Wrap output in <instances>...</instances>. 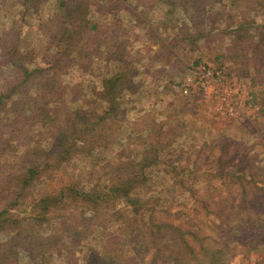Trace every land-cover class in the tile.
<instances>
[{"label": "rangeland", "instance_id": "374dc122", "mask_svg": "<svg viewBox=\"0 0 264 264\" xmlns=\"http://www.w3.org/2000/svg\"><path fill=\"white\" fill-rule=\"evenodd\" d=\"M91 1L88 18L101 27L94 39H99L93 48L98 49L73 61L77 42L66 51L71 64L63 66L58 49L64 45L57 39L54 16L58 0L34 4L31 0H0V34L9 30L18 12L24 13L21 63L42 71L53 65L46 73L61 85L53 92L52 110L60 124L76 109L95 115L103 108L104 101L96 94L102 79L119 69L127 70L130 78L120 94L123 114L108 126L116 135L104 138L95 150L86 145L79 155L73 153L53 177L87 188L126 174L121 161L137 163L147 153L150 158L158 155L159 161L147 167L145 175L139 174L142 182L135 187L136 194L155 205L154 221L193 222L202 227L199 233L207 240L212 236L216 242L222 240L215 246L226 252L219 264H264V229L259 232L257 228L264 223V56L232 45L234 28L264 25V0H199L198 15L192 6L189 12L183 8L186 0ZM116 53L121 58L114 57ZM4 63L0 57L1 82L13 83L14 69ZM197 65L219 70L224 76L215 84H195L185 91L187 78L197 79L193 72ZM28 86L31 92L39 87ZM26 118V112L18 109L4 114L3 120L13 123ZM15 134L21 142L10 143L18 156L27 152L30 139L49 141L40 127L27 130L23 123L17 125ZM222 168L227 169L225 174ZM45 174L21 198L20 216L35 214L33 206L49 186L51 176ZM254 187L261 188L260 199L255 198ZM251 202L263 206L257 210L259 215L254 214ZM117 205L124 206V200L118 199ZM56 207L45 230L34 223L23 226V230L33 227V232L44 236L53 234L55 249L46 250L44 256L21 257L19 264H89L86 254L90 250H96L92 260L97 263L111 227L88 218L76 230L80 224L75 219L83 215L82 208L70 196ZM199 248L195 246L196 251ZM132 252L139 253L136 248ZM167 261L172 264L170 257Z\"/></svg>", "mask_w": 264, "mask_h": 264}, {"label": "trees", "instance_id": "16d2710c", "mask_svg": "<svg viewBox=\"0 0 264 264\" xmlns=\"http://www.w3.org/2000/svg\"><path fill=\"white\" fill-rule=\"evenodd\" d=\"M35 1L42 0H31L32 4ZM122 1L119 0L123 4ZM197 2L199 0H186L183 8L189 12L192 6L193 13L198 15L201 12L199 6L202 4L197 5ZM91 4V0L68 2L58 0L54 16L58 24L57 39L65 47L62 50L58 49V60L63 66L71 64L66 57V51L77 42L80 45L78 52L71 55L73 61L82 59L98 49H93L98 46L99 41L98 38H96L97 42L94 39L96 33L101 31V27L88 18ZM23 22L24 13L18 12L16 18L11 21L9 30L5 28V33L0 34V57L4 60V64H9L14 69L12 76L14 84L10 82L11 80L3 84L0 77V264H19L21 257L44 256L46 250L55 249L53 234L44 236L43 233L33 232V227L23 230V226L25 223H34L41 225V229L48 228L47 221L54 214L50 212L67 196L72 197L82 208L80 214L84 215L88 212L87 216L81 215L80 218L75 219V222L78 221L81 225L75 227L76 230L85 226L84 221L88 218L92 222L96 220L105 228L110 226L112 229L105 238L97 263L92 260L97 254L96 250L93 253L90 250L86 254L89 264H159V262L171 264L167 261L168 257L171 258L172 264L186 262L219 264L226 252L224 248L215 246L222 240L218 238L219 241L216 242L214 236L212 240L211 238L207 240V237L199 233L202 227L195 226L193 222L178 224L173 220L165 222L158 218L155 222V205H150L143 194L135 193L136 184L141 183L143 178L138 177L139 174L145 175V169L158 162L160 156L150 158V154L147 153L145 158L142 157L137 163L121 161L123 172L126 174L121 173L110 182L101 185L95 183L87 188L85 185L79 187L66 178L62 181L53 177L57 167L69 161L73 153L79 155L86 145L90 150H95L101 146L104 138L116 135L108 126L113 125L119 118L118 115L122 113L119 109L120 94L130 78L127 70L119 69L108 78L102 79L96 94L104 101L103 108L95 115L76 109L74 114L60 124L55 120L56 118H53L52 110L55 108L53 92L61 89V85L55 76L46 73L53 68V65L44 66L42 71L39 66L29 67L21 63L22 50H25L22 49L25 47L21 39L25 33ZM239 27L240 29L233 30L232 45L238 49L248 50L254 55L261 52L264 56V34L260 32L264 31L262 30L264 25L253 27L243 24ZM252 27L255 31H252ZM114 57L121 58L117 53ZM3 81L6 80L3 78ZM29 84H37L39 87L31 92ZM18 109L26 112L25 121L10 123L3 120L4 114L16 112ZM19 123H23L27 130L40 127L49 137V141L43 143L30 139L27 142V152L18 156V150L13 148L14 145L10 140L16 141L15 144L21 142V137L15 134ZM55 153L59 155L56 158L53 156ZM241 163L240 161L237 167H240ZM7 165H10V171L5 172ZM47 172L48 176H51L49 186L33 206L32 210L36 211H33L35 214L20 216L21 198H24L33 185L47 175L45 174ZM226 172L227 169L222 168L221 173ZM253 182L255 185L258 183ZM260 189L254 187L253 190L257 199L262 196ZM118 199L124 200V206L117 205ZM110 200L112 203H108ZM240 203H243V200H240ZM256 203L251 202L256 209L254 214L259 215L257 210L263 206L259 202L257 206ZM213 211L217 212L218 209ZM257 228L259 232L263 230L264 223H260ZM195 241L201 243L196 244ZM196 245H200L199 251L195 250ZM134 248L139 253H133Z\"/></svg>", "mask_w": 264, "mask_h": 264}, {"label": "built area", "instance_id": "2783aa9c", "mask_svg": "<svg viewBox=\"0 0 264 264\" xmlns=\"http://www.w3.org/2000/svg\"><path fill=\"white\" fill-rule=\"evenodd\" d=\"M195 71H193L195 74H197V79L194 80V78H187V80L184 83L185 91H188L189 88L193 87L195 84L200 85L204 83H210L215 84L218 81H221L223 78V73L219 70H214L210 67H206L204 65H197L194 67ZM196 81L195 83H192L191 81ZM201 86V85H200Z\"/></svg>", "mask_w": 264, "mask_h": 264}]
</instances>
